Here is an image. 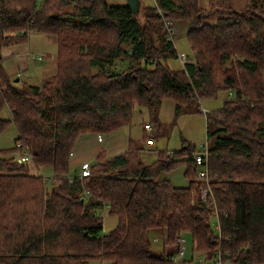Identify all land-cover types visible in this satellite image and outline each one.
Returning a JSON list of instances; mask_svg holds the SVG:
<instances>
[{"label": "trees", "instance_id": "16d2710c", "mask_svg": "<svg viewBox=\"0 0 264 264\" xmlns=\"http://www.w3.org/2000/svg\"><path fill=\"white\" fill-rule=\"evenodd\" d=\"M199 3L154 0L134 14L106 0H0V113L6 106L11 116L0 117V133L13 123L15 144L53 171L48 183L8 155L11 149L0 153V264H173L176 238L185 234L191 255L264 264V0L239 9L228 0ZM168 20L188 25L194 62L188 57L177 70L167 64L179 58ZM30 31L56 36L55 69L41 85L17 86L1 51ZM224 90L232 97L205 113L214 204L202 200L196 150L188 145L145 163L141 143L129 139L124 152L100 156L88 176L68 181L77 172L69 164L80 135L130 124L137 105L155 138L163 99L174 101L176 114L200 112L201 99ZM180 163L185 187L159 177ZM104 205L115 219L106 233ZM151 231L160 234L158 255Z\"/></svg>", "mask_w": 264, "mask_h": 264}, {"label": "rangeland", "instance_id": "374dc122", "mask_svg": "<svg viewBox=\"0 0 264 264\" xmlns=\"http://www.w3.org/2000/svg\"><path fill=\"white\" fill-rule=\"evenodd\" d=\"M110 4H125L126 0H106ZM218 1V0H214ZM249 0H228L231 6L234 8L243 7ZM199 4L203 7L208 6L209 0H199ZM153 5L154 0H140L141 5ZM264 9V3H263ZM208 22H213V19L208 20ZM172 25V41L174 46L179 54V58L168 60L167 64L171 69L177 70L183 67L184 63L187 61L188 57L189 61L194 62V59L191 55V50L189 44L186 39V31L188 30V25L182 22H174L171 21ZM32 41V52L35 53H52L56 57V49L55 45H45L44 39L42 35H35L31 37ZM54 46L55 51L52 49ZM3 50V49H2ZM56 63V62H55ZM37 65H40L39 63ZM121 65L118 63V66ZM2 68L7 73V63H2ZM263 82H264V70H263ZM9 74V73H8ZM7 74V75H8ZM11 81L17 86L26 85L23 78L15 81L17 77L14 74L9 75ZM39 78V77H38ZM40 81V80H38ZM37 81V82H38ZM228 92L220 91L215 98L210 99H201L200 104V112L196 111L194 108H188L185 112L181 114L175 113V103L171 98H165L161 101V103L157 107V118L161 127V135L158 137H150L151 131L147 132L143 129L144 123H150L148 114L144 107L135 106L133 116L130 124L123 125L119 127L117 132L111 136L110 133H102L101 137H104V142L96 143L95 145L91 144V140L81 148L77 147L75 149V155L73 159L77 161L71 165V171L74 169L78 171L79 163L82 160H92L94 158V152L91 149L94 147H102L106 140L110 139V137L114 138L113 142L115 143L117 139H119L118 135L121 134V138H125L126 140L134 139L141 143L143 147V151L141 153L142 160L145 163H151L156 160L157 156L160 152L174 153L180 151L185 145L194 147L195 150L200 149V146L207 142V121H206V112H213L221 107L224 98L232 97ZM0 117L3 119H10L9 109L5 106L0 113ZM115 131V130H114ZM131 131V132H130ZM113 132V131H112ZM87 134V135H85ZM85 138H94L96 139V133H85ZM17 135L16 127L13 123H10L1 133H0V153H3L4 150L11 149L10 154L8 155H18L20 149L15 148V137ZM130 136V138H128ZM75 148V146L73 147ZM93 150V149H92ZM94 155V156H93ZM173 159L172 157H170ZM183 159L185 156L182 157ZM95 160V159H94ZM33 161L29 160L27 164H31ZM70 165V164H69ZM41 165L38 167L40 168ZM47 166V165H46ZM185 166L183 163L178 164L172 170L167 173H161L159 175L160 178L167 177L171 180V183L177 187H185L188 184L187 179L184 176ZM31 172V171H30ZM39 174L44 176L45 178L49 175L45 173V171H41ZM50 183V182H48ZM212 228L217 231V218L215 216L211 217ZM115 225V219L110 217L107 212L103 213V233L108 232ZM155 237L157 240H155ZM149 238L152 243V253L160 254L162 251L161 248V238L160 234L157 231L149 232ZM186 242V257H189L191 254V239L185 234L184 235ZM194 256H197V253H192ZM90 264H108V262L103 261H91Z\"/></svg>", "mask_w": 264, "mask_h": 264}, {"label": "crops", "instance_id": "0c3cea01", "mask_svg": "<svg viewBox=\"0 0 264 264\" xmlns=\"http://www.w3.org/2000/svg\"><path fill=\"white\" fill-rule=\"evenodd\" d=\"M186 28H185V31H187ZM34 34L35 35H42L45 45H55L56 46V36H54L52 34L42 33V32L30 31L28 36H27V39L25 41L18 42L14 45H11L9 47L4 48L1 51V61H2V63H4V62L7 63V67H8L7 68V74L9 73L8 75H11V74L16 75L18 77V80L23 78L26 85L27 84H29V85H41L45 78H47L48 76H50L54 73V69H55V63L54 62H49V63L46 62V60L49 59L48 55L52 54V53H50V52L44 53V54H46V60H43V61H38L33 56V54L35 52L31 51V49L33 47L31 37L34 36ZM52 49L55 51L56 47L54 49V46H53ZM38 63L40 65H37ZM38 80H40V81H38ZM118 129L111 132V134L112 133L115 134V132H117ZM113 134L111 136H114ZM85 135H87V134H85ZM85 135L82 134L77 138L75 145H74L75 148H73L71 151L70 173H72L71 165L77 161L76 159H73V157L75 155V149L77 147L81 148L82 146L86 145L90 140H91V144H93V145H95V142L96 143L104 142L103 136H102L101 141L97 140L98 134H96V139H94L93 137L90 139L85 138ZM100 135H102V134H100ZM122 136H121V134L118 135L119 139H117L115 143L113 142V139L116 137H114V138L110 137V139L105 141V143L102 147H98V146L95 148L93 147L92 148L93 150L91 149V151L94 152V155H95V156L93 155L94 158L92 160H82L79 163V166L82 162H85V161L92 164V163L96 162L97 158H99L100 156H103V155L105 156V158H109V157H112V156H115L117 154L124 152L127 148L128 140L125 141V138H121ZM128 138H130V136ZM38 166L39 165L35 164L34 162H32L31 164H28L29 172L31 171V173L39 174L41 171H45V173L49 175L48 177H51L53 175V171H52V168L50 166L41 165L40 168ZM74 170H76V169H74ZM164 173H167V172H164ZM163 178L170 180L167 177H163Z\"/></svg>", "mask_w": 264, "mask_h": 264}, {"label": "built area", "instance_id": "2783aa9c", "mask_svg": "<svg viewBox=\"0 0 264 264\" xmlns=\"http://www.w3.org/2000/svg\"><path fill=\"white\" fill-rule=\"evenodd\" d=\"M172 23L171 21H166V26L168 27L169 32L172 33V28L171 26ZM33 56L35 59L38 61H43L46 60V54L44 53H34ZM49 59L46 60L47 63L49 62H54L56 61V57L53 54H49ZM144 129L149 132L151 130V125L150 123H144ZM97 140L101 141L102 137L100 134L97 135ZM15 146L20 149L19 156L22 161L29 162L31 160L29 151L26 147H23L19 142L15 144ZM208 144L207 142L203 145L200 146V149L196 150L193 154L194 157V163L197 166V177L203 181L204 186L201 189V197L203 201H207L208 197L212 198V203L214 204L213 196L211 193V189L209 187V176H208ZM71 155V153H70ZM90 172V163L85 161L82 162L79 166L78 171L76 174H69L67 175L68 181H72L74 178H79L82 179L86 176L89 175ZM51 180V177H46L45 181L49 182ZM83 195H86L87 193L84 191L82 193ZM108 208L107 205H104L101 215L103 217V213L106 211ZM216 218H217V211L213 213ZM216 228L218 229V223L216 225ZM176 251L174 254L170 256V260L173 264H230L226 261H224L221 258V255L218 253L215 257H213L211 260H206L204 256H194L191 255L189 257H186V242L184 235H179L176 238Z\"/></svg>", "mask_w": 264, "mask_h": 264}, {"label": "water", "instance_id": "95a60500", "mask_svg": "<svg viewBox=\"0 0 264 264\" xmlns=\"http://www.w3.org/2000/svg\"><path fill=\"white\" fill-rule=\"evenodd\" d=\"M126 5L134 14H137L140 9V0H126ZM15 81H18V77L15 78Z\"/></svg>", "mask_w": 264, "mask_h": 264}]
</instances>
